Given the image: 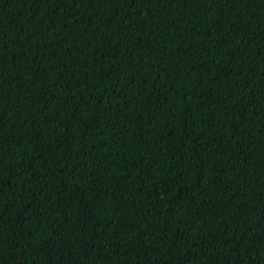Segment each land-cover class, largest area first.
Returning <instances> with one entry per match:
<instances>
[{"label":"trees","instance_id":"trees-1","mask_svg":"<svg viewBox=\"0 0 264 264\" xmlns=\"http://www.w3.org/2000/svg\"><path fill=\"white\" fill-rule=\"evenodd\" d=\"M0 264H264V0H0Z\"/></svg>","mask_w":264,"mask_h":264}]
</instances>
